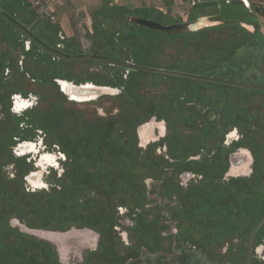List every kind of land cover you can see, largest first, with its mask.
<instances>
[{
  "label": "rangeland",
  "instance_id": "1",
  "mask_svg": "<svg viewBox=\"0 0 264 264\" xmlns=\"http://www.w3.org/2000/svg\"><path fill=\"white\" fill-rule=\"evenodd\" d=\"M85 4L76 1L69 7L58 5L56 20L50 21L40 17L26 0H0L1 9L23 28L44 40L48 49L54 52L66 50L65 54L69 56L57 59L51 52L28 44V39L19 35L13 28L17 26L9 18H0V93L10 94L11 105L8 107L18 117L35 108L43 110L49 107L54 96L61 93L68 101L63 103L67 108L83 112L94 109L101 116L112 111L111 115L118 117L114 120L122 121L120 107L127 106V103L119 97L129 91L134 99H140V104L131 109L129 115L144 114L148 109L151 116L136 130L140 151L131 158L124 155L123 162L130 168L125 170V176L131 171L137 178L144 179L145 208L124 206L121 202L125 201L128 192L121 189L114 226H109L108 212H103V220H96L95 215L89 213L94 212L89 201L97 194L91 190L71 192L61 184L66 170L65 158L60 154L61 147L48 142L47 133L42 129L21 123L24 131L16 138L18 143L15 146L34 142L37 147L33 152L22 154L16 153L14 146L13 162L0 168V188H3L6 178L8 184L15 180L14 183L22 185L25 191V207H20L10 216L9 226L19 233L47 242L50 241L38 235L40 232H51L60 239L71 234L80 236L79 233L94 237L93 244L86 246L81 253L69 243L59 247L58 252L56 245L50 242L55 245L62 264H82L85 261L91 264H248L252 253L251 240L246 242L248 258L244 263L240 249L246 239L242 235L247 234L245 229L264 210V46L239 24L171 36L128 21L126 17L130 15L164 25L172 24L170 22L175 19L179 21L177 23H182L185 18L172 13L160 16L154 11L127 12L120 7L110 10L108 5L88 15L100 2L87 9ZM252 8L260 14L264 32V15L257 8ZM23 32L30 36L27 31ZM81 53L98 56H81ZM116 60H120V68H112L111 63H116ZM127 72L129 77L132 75L131 79L127 77ZM166 73L184 77L206 76L215 82L224 79L220 83L242 87L246 91L215 86L211 87L213 94L204 97L201 88L194 82L161 75ZM55 78H66L76 83L91 79L120 86L114 88L115 93L104 94L94 101L75 103L65 96ZM183 96L199 102L201 106L198 109L209 104L207 112L194 114L196 129L185 124L179 113L185 111L184 103L180 101ZM18 97L28 101L29 105L18 109ZM1 102L0 132L3 133L14 125ZM186 115L191 117L193 114ZM45 120L46 116L39 118L44 123ZM153 120L165 124V133L161 135L156 128L158 138L144 143L140 128ZM67 125L69 122L66 121L62 126L65 128ZM236 130L240 140L233 141L231 147L217 140L222 137L221 134L224 133L223 139H226V135ZM239 148L251 152L250 171L240 176L228 175L225 171L231 167L229 157L223 161V158H218L222 151L215 156L212 151L223 149L225 154V149L238 152ZM46 154L55 155L58 164L43 167L39 162ZM192 155H197L195 162H188L187 158ZM151 156L163 159V166L168 168L172 166L169 158L183 159L174 171H164L155 180L148 177L150 172L145 168L144 160ZM36 171L43 173V185L40 187L33 186L26 179ZM185 172H195L196 175L184 178L181 174ZM19 173L22 176L17 178ZM119 176L121 178V174ZM165 178L170 179L169 182L167 179L166 183ZM172 183L176 186L170 190ZM197 187L200 189L196 190ZM103 199L107 200L105 196ZM144 218L146 222L141 223L144 227L139 230L136 225ZM85 219L103 227L105 236L90 227L73 225L68 229H53L30 226L32 223L67 225ZM175 228L178 234L174 233ZM3 238L0 237V264H15L13 261L48 264L43 250L48 248L44 245L9 234ZM261 241L264 242V239ZM197 246L201 248L197 249ZM263 249L264 243L254 254V264H264V260L258 259L261 256L264 259ZM161 251L166 254L153 257Z\"/></svg>",
  "mask_w": 264,
  "mask_h": 264
},
{
  "label": "trees",
  "instance_id": "2",
  "mask_svg": "<svg viewBox=\"0 0 264 264\" xmlns=\"http://www.w3.org/2000/svg\"><path fill=\"white\" fill-rule=\"evenodd\" d=\"M116 61L120 62V60ZM135 71L138 72V70ZM131 76L129 77L128 75V78L131 79ZM133 97L135 96L132 93H129V91H127L125 95L119 97L120 99L124 98V101L127 103V106L120 107V117H122V121L127 123H121L122 121L120 120H114L118 117H113L111 115L112 111H108L106 116H100L94 109L83 112L75 108H67L63 103L68 101L61 93L54 96L49 107L47 106L43 110L35 108L18 117L10 112V94H1L0 102L2 101L1 103L4 104V112H6L12 120L14 127H11L10 129L8 128L3 133L0 132V168L2 169V167L5 164L10 163V161L13 162L12 147L16 144V138L18 135L24 131L22 130L23 128L20 127L21 123H24V125L30 124L33 128L42 129L47 133L48 142L60 146L62 151L68 156V161L65 164L66 171L60 180L62 186L69 189L71 192H82L86 190L94 191L98 197L96 196L89 201V204L91 205L90 207L94 209V212H89L90 215H95V219H100L101 221V219L103 220V212H108L110 214L111 224H109V226H114L116 207L120 204L118 200V192L121 189H125L126 192H128L125 201L121 202L124 206L132 209H143L146 205V188L144 185V179L137 178L131 173V171L130 175L132 176L127 174L125 176L124 174L125 170L129 171L130 168L127 167V164H124L123 156L125 155L124 157L131 158L140 151L137 145L138 139L136 130L142 122L151 116L148 109L144 114L134 113L133 117L129 115L128 112H130L131 109L136 108L141 102L140 99H134ZM68 115L70 116L69 120H67ZM42 116L47 117L45 123L39 121V118ZM66 121L69 122V125L64 128L62 125L65 124ZM1 134L3 138L1 137ZM187 150L189 151V148L185 150L186 154L188 153ZM127 161L131 160L128 159ZM144 161L146 162L145 168L150 172L148 173L149 178L157 180L159 179L158 176L164 174L163 165L165 161L163 159L151 156ZM220 170H222V168ZM119 174H121V178H119ZM18 175L17 178L22 176L20 173ZM3 178H5L4 175ZM167 179L168 178H165V182ZM169 180L170 179H168L167 182H169ZM14 181L15 180H12L8 184L5 178L4 186L3 188H0V237L3 236L4 240L9 234L15 238L23 237L32 241L34 240L48 248L43 249L46 253L48 264H62L59 260L55 245L19 233L9 226L8 219L17 211V209L23 206V196H25L23 186L14 183ZM16 181L19 182V179ZM171 185L172 187L170 190H173L176 184L172 183ZM139 186L143 187V190ZM115 194H117V197H115ZM104 196L107 200L103 199ZM139 200H141V202ZM144 219L143 221L140 219L136 225L139 230L142 226L141 223L146 222V219ZM259 222H261L262 225L256 230L258 231V235L254 245H257L260 242V239L264 238V210L259 213L258 218L255 219L251 226L245 229V233L249 235L251 230H253ZM73 225L77 227H90L97 230L101 236H105L106 233L103 227L96 225L91 221L89 222L86 219L75 220L70 224L67 223V225H50V223H43L42 225L35 223L30 224L31 227L53 229H68ZM149 226L150 225H147V228H150ZM142 227H144V225ZM109 231L110 229L108 228V232ZM99 251L100 250H97V252ZM13 262H15V264L23 263L22 261ZM93 262L95 261L93 260Z\"/></svg>",
  "mask_w": 264,
  "mask_h": 264
},
{
  "label": "flooded vegetation",
  "instance_id": "3",
  "mask_svg": "<svg viewBox=\"0 0 264 264\" xmlns=\"http://www.w3.org/2000/svg\"><path fill=\"white\" fill-rule=\"evenodd\" d=\"M0 8H1V6H0ZM0 18L7 19L8 17L5 16L2 12H0ZM10 22L17 26V27H13V28L16 29L17 32H19V35H22V36H24V37H26L28 39L27 40L28 44L36 45L40 49L47 50L49 53L51 52L52 55L54 57H56L57 59H62V58L64 59V58H68L69 57L67 54H65L66 50H59L58 49L59 51H55L54 52V51H51L50 49H48L46 44H45V42H44V40L40 39L38 36L34 35L30 31H28V29L23 28L20 25V23L15 18H14V20L10 19ZM18 25H20L21 27L18 26ZM22 30L25 31V32L27 31L26 33H28L30 36H27ZM29 46H28V48H30ZM44 48H46V49H44ZM82 54L86 55V56H88V55L89 56H94V57L98 56V55H91V54H87V53H82ZM119 64H121V63L116 61V63H111V66H112V68H114L116 66H118L120 68ZM128 72H130V70H128ZM128 72H127V74L129 75ZM128 75H127V77H128ZM161 75L165 76V78L171 77V78H174V79H177V80H185L186 79L189 82H194L195 84L198 85L197 87L201 88L202 96H204V97H209L210 95H212L213 93L211 91V89H212L211 87H215V86L246 91L245 88H242V87H235V86H230V85H227V84H224V83H220L222 81H225L224 79H218L217 82H215L216 80L213 81V79H210V78H208L206 76L205 77H199V76H196V75H188V76L184 77V76L178 75V74H176V75H168V73L161 74ZM55 80L59 84V86L61 88V91L63 92V90H64V92L68 94L67 95V94H65L63 92L65 94V96H67V98L70 101L72 100V102H75V103L86 102V101H94L96 98L100 97L99 96L100 94H102L104 92L115 93V90H113V89L115 87L116 88L119 87V86H115V85H112V84H103V83H100V82H97V81H94V80H91V79H90V81H85V82H83V81L78 82L77 81V83L74 80H68L66 78H62V79L55 78ZM86 83H88V84H86ZM80 84H83V86L82 87H76V85H80ZM99 86L111 87L113 89L101 88ZM209 91H211V92H209ZM120 92H121V89H120ZM180 101H182V103H184V106H185L184 107L185 111L183 113H182V111L179 112V113L182 114L181 117L184 119L185 124L190 125V127L196 129L197 128V121H196V119H194V117H195L194 114H197L199 112L200 113L201 112L202 113L207 112L209 110V108H208L209 104H208V106H205L203 109H198L201 106L199 102H195L193 100H187V97H184V96H183L182 99H180ZM16 103H17V108L18 109L25 108V107H27L29 105L28 101H26L24 99H21L20 97H18V100H17ZM185 113L186 114H193V115L191 117H189ZM183 116H185V117H183ZM142 123L140 125H142ZM138 127H137V130H138ZM234 127H236V126L234 125ZM156 128H158L160 130L161 135H163L165 133V130H166L165 129V124L163 122L158 123L156 120H153L152 122L147 123V124L143 125L140 128V136H141V138H142L144 143H147V142H149V141H151L153 139H157L158 138L157 134L155 133V129ZM198 128L201 129L203 127L198 126ZM221 135H222V137H220L221 139L218 138L217 140L222 141L223 145L225 144V145L230 146L231 144H233V141H235V140L239 141L240 140V137L237 136L238 135V130L226 135V139H223V137L225 136L224 133L221 134ZM16 143H18V142H16ZM13 147H12V150H13ZM36 147H37V144L34 143V142H23V143H19V144H17L15 146V152L16 153H22V154H24L26 152H33V151L36 150ZM225 150L227 151V152L225 151V154L223 153V151H224L223 149L218 150V151H214L213 150L212 152H213V156H215V155H217V152L222 151V153L218 154V156H219L218 158H223V159H221L223 161L228 159V157H229L228 162L231 164V167L229 168V170L225 171L226 174L228 173V175L234 174V175H237V176L239 175L240 176V174H247L250 171V164L252 162V155H251V152L248 149L239 148L238 152H236L234 150H228V149H225ZM60 154H62L64 156L65 161L67 162L68 161V156L66 155V153L61 150ZM196 156L197 155L189 156L187 158V161L188 162H195V157ZM182 159L183 158H175V157L174 158H169V162L172 164V166L170 168L164 166L163 167L164 171L165 172H167L168 170H173L174 171V167L179 166L180 165L179 163H181ZM39 163L43 167H46V165H49V164H58L57 160H56V156L53 155V154L43 155L41 157ZM219 171H221V170H219ZM191 172H193V171H191ZM191 172H185V173L181 174V176H183L184 178L190 176V178H192L196 174H195V172L194 173H191ZM42 175H43L42 171H38V172L36 171V172L30 173L27 176L26 179L28 181H30L33 184V186L40 187L41 185H43ZM199 176L203 177V175H199ZM198 189H200V188L197 187L196 190H198ZM261 225H262L261 222L258 223L255 226L254 232L250 233L251 235L250 234L249 235H247V234L242 235L243 238L246 239V241L245 240L243 241L244 245H242V248L240 247L241 248L240 250H241L242 255L244 257V259H243L244 263H246V260L248 258V257H246L247 252H248L247 251L248 244L246 245V242L248 241V239L251 240V252H252L251 253V258H249V263L248 264H254V254L257 252L258 247H262L263 246L264 242H262L261 239H260V242L257 245H254V242L256 241V238H257V235H258V233H257L258 231H256V230H258ZM174 230H175L174 233L178 234V230L176 228ZM79 235L80 236L77 238L78 242L75 243V248H81L83 246H88V245H92L93 244V242H94L93 238L94 237L92 235L90 236V234H88V233H85V234H80L79 233ZM196 248L199 249L201 247L197 246ZM149 250H147V251H149ZM164 254H166L165 251H161V252H159L157 254L155 253V255H153V257H156L158 255L161 256V255H164ZM258 259H259V261H263L264 260L262 258V256L260 258H258ZM131 262H129V263H131ZM82 264H90V262L88 263V261H85Z\"/></svg>",
  "mask_w": 264,
  "mask_h": 264
},
{
  "label": "water",
  "instance_id": "4",
  "mask_svg": "<svg viewBox=\"0 0 264 264\" xmlns=\"http://www.w3.org/2000/svg\"><path fill=\"white\" fill-rule=\"evenodd\" d=\"M203 8H215L217 12L213 15L202 16L200 13V9ZM191 9L193 13V19L184 21L182 23L164 25L153 20L137 18L130 15L126 17V20L152 28L154 30L164 32L167 35L171 36L197 32L204 28H211L219 25L239 24L247 31L251 32L255 36V38L264 46V32L262 31L261 20L258 14L253 10L249 0H199L192 3ZM0 12H2L8 18L14 20L11 15H9L1 8ZM82 86L83 84L76 85V87ZM99 87L113 89L106 86ZM113 90L116 91V89ZM104 94H111V92H104L99 96ZM29 231L32 233L37 232V230L33 229H29ZM40 233L41 234L38 235L56 245L58 252L60 251L59 247L64 246L67 243L72 244L75 247V243L78 242L77 238L79 237L76 234H71L63 239H60L58 237H55L51 232L45 233L42 231ZM47 233H51V235ZM85 248L86 246L76 249L79 253H81Z\"/></svg>",
  "mask_w": 264,
  "mask_h": 264
},
{
  "label": "crops",
  "instance_id": "5",
  "mask_svg": "<svg viewBox=\"0 0 264 264\" xmlns=\"http://www.w3.org/2000/svg\"><path fill=\"white\" fill-rule=\"evenodd\" d=\"M76 1L85 2L84 8L93 7L98 2H100L99 6L93 7V10L88 12V15H92L95 11L101 10L105 7V5L109 6V9L112 10L114 8L120 7L125 11H142L145 13L153 12L157 15H166L168 13H172L174 16H178L180 18H185L184 21L192 20V3L188 0H65L61 6H71L76 3ZM252 7L257 8L264 15V6L262 0H249ZM217 10L215 8H203L200 9V13L202 16L213 15L216 14ZM260 15V14H258ZM260 17V16H259ZM179 22L177 19L174 22H170L172 24ZM262 24L263 21L261 20ZM224 25H219L216 27H220ZM242 27V26H241ZM213 28V27H211ZM82 54V53H81ZM83 56V54L81 55ZM80 57V56H77Z\"/></svg>",
  "mask_w": 264,
  "mask_h": 264
},
{
  "label": "built area",
  "instance_id": "6",
  "mask_svg": "<svg viewBox=\"0 0 264 264\" xmlns=\"http://www.w3.org/2000/svg\"><path fill=\"white\" fill-rule=\"evenodd\" d=\"M30 7L40 16L50 21L56 20V12L58 5L64 0H26ZM190 3L199 0H188ZM264 6V0H262Z\"/></svg>",
  "mask_w": 264,
  "mask_h": 264
}]
</instances>
